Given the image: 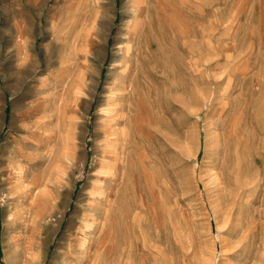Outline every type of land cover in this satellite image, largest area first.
<instances>
[{"label": "rangeland", "instance_id": "1", "mask_svg": "<svg viewBox=\"0 0 264 264\" xmlns=\"http://www.w3.org/2000/svg\"><path fill=\"white\" fill-rule=\"evenodd\" d=\"M135 13L129 0H0V264H264V0L153 3L166 75L140 102L144 153L108 209L110 86ZM42 94L36 127L22 115ZM237 156L226 188L222 161L229 172Z\"/></svg>", "mask_w": 264, "mask_h": 264}, {"label": "bare ground", "instance_id": "2", "mask_svg": "<svg viewBox=\"0 0 264 264\" xmlns=\"http://www.w3.org/2000/svg\"><path fill=\"white\" fill-rule=\"evenodd\" d=\"M157 1H159V0H129V3L131 4L132 9L135 10V12H136L135 13V20L131 24L129 23L127 25L129 28V35H128V41L127 42H129V43L127 44V46L125 45L126 47L122 53L123 59L121 60L120 64L116 67V69H118L117 76L114 79V81L111 83V86H110L113 89V91H112L113 92V98L110 99L113 103L111 104V107L107 111L108 116L110 117L109 122H108V126H107V131L106 132H105V130L103 131V132H105L104 138L107 141V142H105V145L110 150V153L105 154V159L108 162L105 170H106V173H108L110 177H107V178L103 177L102 178V184L100 187L102 189V193H101L102 197L101 198L103 201V205L106 206L108 209H110L109 207H111L110 206V200L114 196L117 197L120 193V189H119L117 184H119L120 187L121 186L124 187L126 184L127 177H129L131 175V172H132L131 171V167H132L131 162H132V160L133 159L136 160L140 156L141 153H144V151L141 152L138 149L139 147L136 145V143L138 144L140 138L139 139L136 138V135H135V131H136L135 130V127H136L135 122L137 121L136 114H137V111L139 109L140 102L142 100H144V102L146 101V103L148 105H154L155 104V99H157L158 95H159V86H160L159 84H161L162 79L165 78V75H166V73H165L166 71H165L164 67H162L163 64L160 65L155 60L156 59V58H154L155 52L153 53V51H152V48L156 45V39L153 38L151 33H148V24H150V25L154 24V22L151 18L152 17L151 16V7L153 6V3L157 2ZM100 15H102V14H100ZM149 29H151V28H149ZM165 44L166 43H164L163 45L165 46ZM158 48H156V49L159 50L161 48V46L159 49ZM160 57H162V56H160ZM162 60H163V58H162ZM166 60L168 61V59H166ZM164 62H165V59H164ZM172 76H173V74H172ZM47 87H48L47 83H44L42 85V87L39 88V90H40L39 93L46 90ZM41 96L42 97H37V99H35L36 101L26 104L27 107H33V108L28 113H24L22 115V118L24 120L29 119L30 117H34L33 121H36L35 120L37 117L36 113L40 112L43 108H45L47 106L46 104H49V103H47L48 102V100L46 99L47 96L44 97L45 94L44 95L42 94ZM48 98H49V96H48ZM246 106H247V104L245 103L241 107L240 116L244 115V110H245ZM41 115H40V117H41ZM38 119L36 122H34V125L36 127L39 125ZM41 119H43V117H41ZM242 119H243V117H242ZM83 120L84 121L81 123V125L85 124V120H86L85 117H83ZM237 123L238 124L234 128V135H235V137L237 135V138L242 139V137L244 138L246 136L245 132L247 133V129H248L247 127L248 126L246 125L245 127H242L240 124L241 121L237 122ZM246 124H248V122ZM73 126H74V124H71L72 131L74 130ZM22 130H24L25 132L31 131V129L27 128L26 126L23 127ZM139 130H140V128H139ZM83 132H84V130H83ZM226 140H227V138H226ZM141 143H142V141H141ZM243 144L245 146V144H246L245 140H244ZM82 146L84 147V143L82 144ZM71 147L73 148V146H71ZM72 148H71V150H72ZM73 150H75V149H73ZM73 155H74V153H73ZM80 155H83V152H81ZM229 162H230L229 158L227 160L224 159V161H222L224 170H223V172L221 170V172H222L223 179H224L223 181H225L224 183H226V188L230 187L229 185H227L226 179H228L229 184L231 181L230 185H232V183L234 184V182H236L235 179H236L237 175L240 173V170L242 168V166L240 164L241 161L239 162L238 156H237L236 162L234 163L233 167H230L231 168L230 171L229 172L227 170L225 171L226 166L229 164ZM21 165H19V167H21ZM13 166H15V165L13 164ZM226 172H228V173H226ZM136 175H138V174H136ZM231 175H232V179H231ZM103 182L104 183L105 182L115 183V185H113V186L110 185L111 189L109 188L110 189L109 193L108 192L103 193L105 191V187H104L105 184ZM220 185H221V183H220ZM106 186H108V185H106ZM223 188H225V187H223ZM125 189H127V188H124V190ZM120 200H121V198H120ZM120 200H118V201H120ZM116 204H117L116 208H118V204H120V203L116 202ZM113 207H114V205H113ZM104 209H105V207H104ZM105 210H104L105 211L104 217H107L109 215V212H107V209H105ZM108 220H110V219H108ZM89 248H91V247H89ZM83 250L84 249H82L81 253H83L85 251V250L84 251ZM78 262H80V260Z\"/></svg>", "mask_w": 264, "mask_h": 264}]
</instances>
